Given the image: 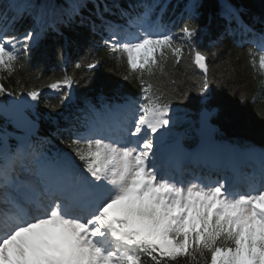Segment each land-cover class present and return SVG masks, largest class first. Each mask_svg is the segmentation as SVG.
<instances>
[{"label":"snow or ice","instance_id":"6c2138e0","mask_svg":"<svg viewBox=\"0 0 264 264\" xmlns=\"http://www.w3.org/2000/svg\"><path fill=\"white\" fill-rule=\"evenodd\" d=\"M89 3L96 20L84 15ZM169 4L153 0L135 14L120 9L123 24L108 20L111 10L98 0H13L11 13L0 8V96L13 98L5 119L24 132L11 144L13 134L0 128V264H264V149L214 141L207 110L194 148L175 131L180 117L172 101L190 91L177 87L179 66L201 70L195 91L202 103L212 81L227 82L234 68L229 61L210 74L191 23L199 0H185L179 28L164 21ZM23 21L30 23L20 31ZM73 25L100 35L116 69L124 68L117 74L137 84L139 96L117 89L111 97L76 98L73 86L101 62L92 50L71 74L31 88L16 79L17 87H8L49 33L63 36L61 28ZM261 41L259 55H248L264 76V35ZM57 57L65 59L63 47ZM43 88L58 95L44 101L43 119L62 147L37 135ZM76 103L74 113L60 111ZM186 170L191 179H183Z\"/></svg>","mask_w":264,"mask_h":264},{"label":"trees","instance_id":"16d2710c","mask_svg":"<svg viewBox=\"0 0 264 264\" xmlns=\"http://www.w3.org/2000/svg\"><path fill=\"white\" fill-rule=\"evenodd\" d=\"M22 2L23 0H15V3ZM98 2L101 4V10L105 6L111 10V14L104 12L108 20L123 24L120 9L133 14L139 13L144 10L143 5L151 4L153 0H98ZM163 2L164 0H161V4ZM184 2L185 0H171L164 14L166 23L174 21L175 28L184 23L187 19ZM199 3V14L191 23L199 30L197 45L208 53L210 74L218 71L217 66L223 67L225 62L229 61L234 73L227 82L219 83L213 80L209 86L207 102L202 103L201 95L195 91L202 73L196 67L179 66L176 73L177 87L190 91L182 101H172L171 107L175 115L180 117V123L175 131L185 134L184 140L187 145L195 146L200 140V117L202 112L207 110L211 113L210 134L213 139L225 138L231 143L239 144L240 147L253 146L264 149V87H261L260 83L264 76L253 71L248 55L249 49L259 55L258 46L262 42L261 36L264 35V0H199ZM11 5L13 0H0V8H7L9 13L13 10ZM234 13H238V17ZM84 15L96 20L97 12L91 3L88 4ZM28 23L30 21H23L17 24L16 28L23 31ZM229 28L233 30L232 34H228ZM61 31L63 36L49 33L33 52L31 61L26 64L25 69L10 81H6L9 88L17 87L16 79L21 80L27 88H31L46 83L50 77L60 76L64 70L71 74L74 72V64L92 50L101 62L87 79L80 80L73 86L76 98L90 97L94 100L101 92L111 97L117 89L121 94L139 96V86L123 81L117 74V71L123 72L124 68L121 65L118 70L116 69V58L100 44V35H94L88 28L77 25L62 27ZM61 47L64 48V60L57 57V50ZM76 75L79 77L80 73L77 71ZM37 76L40 77L39 80L36 79ZM242 92L246 94V98L242 99ZM12 99L0 96V128H6L7 132L13 127L12 123L5 119V106ZM57 99V93L43 88L41 102L35 108L41 117L37 135L52 138L54 144L62 147L60 141L51 136L55 126L43 119L47 112L44 101L55 103ZM78 106V103L69 104L60 111L68 115L74 113ZM64 123L61 119V126ZM9 143L15 144L16 140L10 138Z\"/></svg>","mask_w":264,"mask_h":264},{"label":"water","instance_id":"95a60500","mask_svg":"<svg viewBox=\"0 0 264 264\" xmlns=\"http://www.w3.org/2000/svg\"><path fill=\"white\" fill-rule=\"evenodd\" d=\"M197 69H198V68H197ZM198 70H199V69H198ZM199 72L202 73L201 70H199ZM26 98H27L26 95L21 96V99H26ZM10 102H11V101H10ZM10 102H9V104H10ZM9 104H8V105H9ZM209 119H210V115H208L207 118H206L207 128H208V131L210 132L211 126H210ZM201 122H202V118H201ZM13 126H14L15 128H17L14 124H13ZM17 129H19V128H17ZM19 130H21L22 133H21V134H13L14 137H16V136H21V135L24 134V132H23L22 129H19ZM37 132H38V130H37Z\"/></svg>","mask_w":264,"mask_h":264},{"label":"rangeland","instance_id":"374dc122","mask_svg":"<svg viewBox=\"0 0 264 264\" xmlns=\"http://www.w3.org/2000/svg\"><path fill=\"white\" fill-rule=\"evenodd\" d=\"M219 144H222V143H219ZM201 172L203 173V170L202 169H200V170H198L197 171V174H201ZM204 175V174H203ZM212 178V177H211ZM191 179V178H190ZM212 179H215V178H212Z\"/></svg>","mask_w":264,"mask_h":264},{"label":"bare ground","instance_id":"6f19581e","mask_svg":"<svg viewBox=\"0 0 264 264\" xmlns=\"http://www.w3.org/2000/svg\"><path fill=\"white\" fill-rule=\"evenodd\" d=\"M205 175V174H204Z\"/></svg>","mask_w":264,"mask_h":264}]
</instances>
